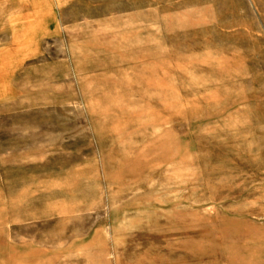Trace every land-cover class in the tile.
Returning <instances> with one entry per match:
<instances>
[{"label": "rangeland", "instance_id": "obj_1", "mask_svg": "<svg viewBox=\"0 0 264 264\" xmlns=\"http://www.w3.org/2000/svg\"><path fill=\"white\" fill-rule=\"evenodd\" d=\"M0 264H264V0H0Z\"/></svg>", "mask_w": 264, "mask_h": 264}]
</instances>
